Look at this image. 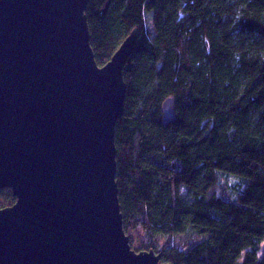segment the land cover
<instances>
[{
  "label": "trees",
  "instance_id": "obj_1",
  "mask_svg": "<svg viewBox=\"0 0 264 264\" xmlns=\"http://www.w3.org/2000/svg\"><path fill=\"white\" fill-rule=\"evenodd\" d=\"M85 17L98 67L139 30L115 129L131 249L166 264H264V0H87ZM14 202L0 191V209ZM181 235L193 241L173 243Z\"/></svg>",
  "mask_w": 264,
  "mask_h": 264
},
{
  "label": "water",
  "instance_id": "obj_2",
  "mask_svg": "<svg viewBox=\"0 0 264 264\" xmlns=\"http://www.w3.org/2000/svg\"><path fill=\"white\" fill-rule=\"evenodd\" d=\"M87 0H0V264H166L123 230L115 129L139 30L98 67ZM164 126L175 102L161 107Z\"/></svg>",
  "mask_w": 264,
  "mask_h": 264
},
{
  "label": "rangeland",
  "instance_id": "obj_3",
  "mask_svg": "<svg viewBox=\"0 0 264 264\" xmlns=\"http://www.w3.org/2000/svg\"><path fill=\"white\" fill-rule=\"evenodd\" d=\"M146 25H147V26H152V24H151V19H150L149 17L146 18ZM226 180H227V179H226ZM163 240H164V239H163ZM187 240H188L187 235L176 236V237H174V239H173V243L178 244V243H180V242H185V241H187ZM188 241H193V240H192V238H189Z\"/></svg>",
  "mask_w": 264,
  "mask_h": 264
}]
</instances>
